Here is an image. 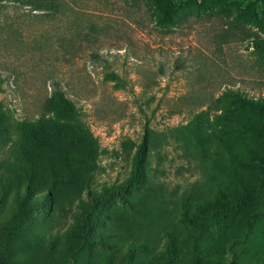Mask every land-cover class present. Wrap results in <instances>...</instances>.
Here are the masks:
<instances>
[{
	"label": "rangeland",
	"instance_id": "rangeland-1",
	"mask_svg": "<svg viewBox=\"0 0 264 264\" xmlns=\"http://www.w3.org/2000/svg\"><path fill=\"white\" fill-rule=\"evenodd\" d=\"M65 1L70 17L55 19L17 3H0V114L9 125L0 132V224L9 225L0 229V264L37 259L46 264L34 251L48 245L41 233L62 237L77 221L90 252L68 264L110 263L108 251L94 238L97 232L119 248L131 241L147 243L149 254L133 255L130 264H155L151 254L164 246V230L174 232L179 246L187 244L191 233L182 214L242 176L236 166L243 158L239 150L254 144L247 139L224 149L225 95H263L264 58L227 30L233 25L264 39V17L253 25L236 15L257 0H173L180 10L170 16L172 25L155 28L143 7L133 8L126 0ZM152 12L159 17L155 8ZM107 71L116 78L107 79ZM56 83L74 103L76 122L94 140V165L84 167V178L64 184L38 169L27 185L20 172L25 166L30 170L24 153L39 150L26 139L35 137L38 121L47 119ZM139 145L138 184L102 197L129 179ZM64 164L58 158L56 174ZM16 189L46 200L27 203V217L12 239Z\"/></svg>",
	"mask_w": 264,
	"mask_h": 264
},
{
	"label": "trees",
	"instance_id": "trees-1",
	"mask_svg": "<svg viewBox=\"0 0 264 264\" xmlns=\"http://www.w3.org/2000/svg\"><path fill=\"white\" fill-rule=\"evenodd\" d=\"M126 1H129L133 8L143 7L155 28L163 22L172 25L170 16L180 10L179 3L176 4L178 5L176 9L174 6L176 2L173 0ZM1 2L17 3L30 8L31 12H41V18L55 19L62 15L70 17L69 12H72L65 0H0ZM149 3L152 7L148 5ZM152 8L159 11V17L155 15L154 18ZM236 15L249 24L260 25L259 17H264V0L247 3L236 12ZM228 28L227 33L230 37L231 34H239L241 42L248 41L247 48L253 49L264 58V39L252 33L246 34L248 30H241L233 25H228ZM239 30L240 33L234 32ZM81 35L78 34V38ZM91 56L96 61L100 60L98 54L92 53ZM103 63L107 65L106 61ZM105 69L109 70V67L105 66ZM106 74L110 76L106 75L107 79L116 78L110 71ZM54 86L55 93L51 97L53 105L49 107V114L44 116L47 119L38 121L35 137L26 139L31 148L39 150L37 153H24V160L30 170L27 172L25 166L21 167L20 172L24 175L27 185H31L33 175L38 169L50 175L51 181L60 179L59 184H64L72 177L84 178L85 168L94 165V140L88 130L76 122L74 103L62 93L59 84L56 83ZM225 96L227 99L224 107L226 113L224 149L228 151L238 141L241 143L247 139L252 140L254 144V147L245 144L239 150L243 153V158L236 160V166L242 176L235 178L236 184L218 187L212 199L196 204L193 212L182 214L183 227L191 233V237L186 239L187 244L179 246L178 237L174 232L164 230L166 239L164 246L151 254L154 259L152 262L155 264H185L188 254L190 255V258H187L188 264H264V93L252 98L239 91H228ZM6 127L9 125L0 114V132ZM142 151L143 145H139L129 179L120 187L105 191L102 197L106 199L115 197L119 192L134 188L138 184ZM60 157L65 159L64 170L61 174H56V164ZM0 183L3 185L2 181ZM29 187L26 186L28 189ZM31 199L41 205L46 200V198L33 200L28 192L20 189L13 193L15 213L13 226H10L8 231L12 239H15L20 224L27 217L26 205L32 202ZM80 208L84 209L85 205L81 203ZM210 225L217 226L219 230L210 233V229H207ZM8 226L0 224V229L6 231ZM93 235L99 246L108 251L105 259L110 261L109 264H130L133 255L149 254L150 249L145 242L131 241L125 247L119 248L116 242L105 241L107 235L101 232ZM40 237L49 241L48 245L41 244V248L34 251L45 258L46 264H68L70 261L73 263L76 255L90 252L86 250L89 242L80 231L78 221L75 226L63 232L62 237L51 236L46 232H42ZM52 238L53 241L50 242ZM38 263L37 259L34 264Z\"/></svg>",
	"mask_w": 264,
	"mask_h": 264
}]
</instances>
